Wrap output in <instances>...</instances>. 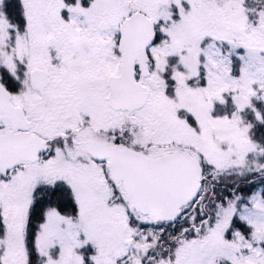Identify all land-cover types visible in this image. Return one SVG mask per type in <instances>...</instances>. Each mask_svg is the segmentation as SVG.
<instances>
[{
  "label": "snow or ice",
  "instance_id": "6c2138e0",
  "mask_svg": "<svg viewBox=\"0 0 264 264\" xmlns=\"http://www.w3.org/2000/svg\"><path fill=\"white\" fill-rule=\"evenodd\" d=\"M0 264H264V0H0Z\"/></svg>",
  "mask_w": 264,
  "mask_h": 264
}]
</instances>
